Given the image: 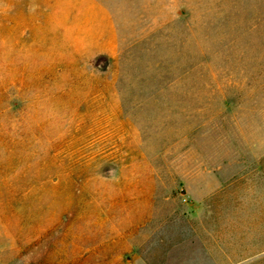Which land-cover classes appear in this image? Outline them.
Instances as JSON below:
<instances>
[{
  "label": "rangeland",
  "instance_id": "rangeland-1",
  "mask_svg": "<svg viewBox=\"0 0 264 264\" xmlns=\"http://www.w3.org/2000/svg\"><path fill=\"white\" fill-rule=\"evenodd\" d=\"M0 258L264 264V0H0Z\"/></svg>",
  "mask_w": 264,
  "mask_h": 264
},
{
  "label": "crops",
  "instance_id": "crops-1",
  "mask_svg": "<svg viewBox=\"0 0 264 264\" xmlns=\"http://www.w3.org/2000/svg\"><path fill=\"white\" fill-rule=\"evenodd\" d=\"M6 255V257H8V254H5ZM4 255H2V257H3ZM9 260L8 259H3V258H0V264H9V262H8Z\"/></svg>",
  "mask_w": 264,
  "mask_h": 264
}]
</instances>
